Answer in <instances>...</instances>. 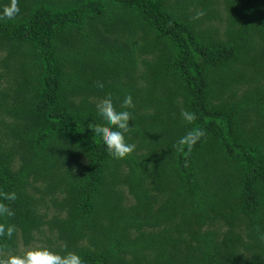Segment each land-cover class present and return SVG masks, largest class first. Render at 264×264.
Segmentation results:
<instances>
[{
  "label": "trees",
  "instance_id": "trees-1",
  "mask_svg": "<svg viewBox=\"0 0 264 264\" xmlns=\"http://www.w3.org/2000/svg\"><path fill=\"white\" fill-rule=\"evenodd\" d=\"M17 6L0 19V193L16 194L0 198L15 226L0 256L264 264V0ZM125 95L135 148L115 159L89 126ZM192 127L204 135L177 150Z\"/></svg>",
  "mask_w": 264,
  "mask_h": 264
},
{
  "label": "clouds",
  "instance_id": "clouds-1",
  "mask_svg": "<svg viewBox=\"0 0 264 264\" xmlns=\"http://www.w3.org/2000/svg\"><path fill=\"white\" fill-rule=\"evenodd\" d=\"M18 12L17 0H7V2L0 0V19H11ZM96 87L103 88V84L97 83ZM132 106L130 95L123 97L120 110H117L111 96L99 99L95 105V111L101 123H92L89 126L91 134L100 139L105 152L112 158H124L135 148L134 144L127 143L125 140V134L129 131V120L131 119L128 109ZM180 118L187 124H192L196 119L193 112L183 109L180 111ZM203 135L202 129L192 127L176 140L175 147L177 150L191 147ZM0 198L12 201L16 199V194L15 192L0 193ZM12 215L13 211L8 205L0 202V218ZM14 231V225L0 223V236L11 238ZM261 239H264V237H261ZM0 264H83V261L72 251H63V254H61L60 252L50 251L46 247H27L20 254H13L9 250L7 255L0 256Z\"/></svg>",
  "mask_w": 264,
  "mask_h": 264
},
{
  "label": "rangeland",
  "instance_id": "rangeland-1",
  "mask_svg": "<svg viewBox=\"0 0 264 264\" xmlns=\"http://www.w3.org/2000/svg\"><path fill=\"white\" fill-rule=\"evenodd\" d=\"M20 253H22V251H20Z\"/></svg>",
  "mask_w": 264,
  "mask_h": 264
}]
</instances>
